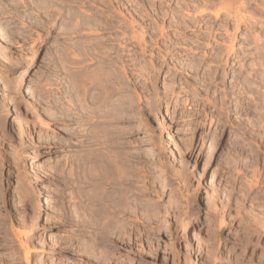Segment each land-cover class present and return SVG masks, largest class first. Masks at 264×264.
<instances>
[{"label":"rangeland","instance_id":"1","mask_svg":"<svg viewBox=\"0 0 264 264\" xmlns=\"http://www.w3.org/2000/svg\"><path fill=\"white\" fill-rule=\"evenodd\" d=\"M74 1L0 0V264H264V0Z\"/></svg>","mask_w":264,"mask_h":264},{"label":"bare ground","instance_id":"2","mask_svg":"<svg viewBox=\"0 0 264 264\" xmlns=\"http://www.w3.org/2000/svg\"><path fill=\"white\" fill-rule=\"evenodd\" d=\"M70 1H73V0H69V2ZM76 1H74V2H76ZM74 2H71V3H74ZM60 3H61V1H60ZM66 4H64V5H66ZM21 81H25V75ZM78 81H80V80H78ZM92 81H93V83H95L94 80H92ZM97 81L98 80H96V82ZM117 82H118V80H117ZM120 82H122V81L120 80ZM97 83H99V82H97ZM114 86H115V84H114ZM124 88H125V86H123L122 84L119 83V85H117V87H114V88L112 87L110 89V87H108V84L106 81L105 82L102 81V83L100 82L99 86H98V90L101 91V92H99L100 95L97 96L99 93L96 94V92L91 93L88 96L91 98L90 103L88 102L90 104L89 107L87 109H85L87 106L84 107L85 105L82 106V104H81L82 108L80 106V112H78V113H80L82 115H86V117L94 118V120L91 121V124H94V125L99 124L100 125V123L101 124L102 123H108V119H109L108 116H109V112H110L109 106L111 103L109 101V97L111 96L110 93L113 90H116L118 93H120L121 91H124L123 90ZM94 90H95V88H94ZM96 91H97V89H96ZM85 92H87V91H85ZM120 100L121 101H120L119 114L122 115L124 113L125 109L123 107L122 99H120ZM111 106H113V105H111ZM83 107H84V109H83ZM99 118H101V120H99ZM114 133H116V132H114ZM111 134L107 131H104V134L102 136L104 139H108L111 136ZM117 135H118V133H117ZM119 154H120V152H119ZM101 160L102 159H100V161ZM99 168H100V176L102 177L103 183L108 185L106 188L107 189L109 188L110 190H106L103 193L100 192L98 197L94 198L93 203L90 204V212L91 213L94 212V216H95V218H93L94 226L96 228H98L101 231V233H103L105 235L113 237L114 239L115 238L121 239V236H123V233L125 232L124 231L125 217H128V214H131V216L133 215L136 217L139 216V213L142 210L141 209V201L137 197L128 201L127 200L128 197L126 199L127 195L125 196L124 193H120L121 191H118L120 189L119 187H120L121 183L123 182L124 177H126V176H124V175H126L125 171H127L126 169H124V164L121 161V159L120 160L115 159V161H114V160H110V157H109L108 160H104V161L100 162ZM113 181L116 184L120 183L119 187L112 186L113 184L111 185L110 183H112ZM124 182H126V181H124ZM121 186H123V185H121ZM114 190H116V191L114 192ZM123 192H125V191H123ZM126 194H128V193H126ZM116 218H121L123 220V223L117 224ZM46 260H47L46 253H42V255L37 259V264H45Z\"/></svg>","mask_w":264,"mask_h":264}]
</instances>
